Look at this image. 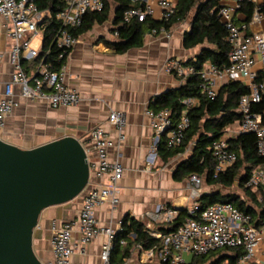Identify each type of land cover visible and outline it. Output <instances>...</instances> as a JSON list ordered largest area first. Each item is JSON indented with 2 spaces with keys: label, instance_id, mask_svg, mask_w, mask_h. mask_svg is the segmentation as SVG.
Returning <instances> with one entry per match:
<instances>
[{
  "label": "built area",
  "instance_id": "1",
  "mask_svg": "<svg viewBox=\"0 0 264 264\" xmlns=\"http://www.w3.org/2000/svg\"><path fill=\"white\" fill-rule=\"evenodd\" d=\"M137 5L123 13V23L142 22L153 16L150 1L156 2L162 11L160 21H169L175 14L176 0H130ZM244 0H233L232 6H222L219 12L220 20L225 26L226 42L229 46V65L222 69L206 62L198 72L192 67H184L178 60L167 62L166 70L175 72L182 80L188 76L197 75L200 79V94L213 100L217 95L218 83L227 79L231 82L243 83L248 88V94L239 100L238 110L241 118L225 128L222 135L213 141L209 150L216 164L214 175L225 173L230 169L236 156L229 151L228 141L240 134H253L256 138L257 154L264 159V124L259 114L251 112V106L264 99V68L263 79L257 81L252 71L254 53L262 56L264 64V31L249 33V27L264 25V12L261 11L258 0H249L254 5V12L249 23L238 25L235 13ZM103 9L102 0H64L61 11L55 15L59 24L54 44L59 49L55 62L68 57L78 42L73 34L82 24L83 17L88 12H100ZM46 12H40L32 0H0V34L4 37V46L0 48V74L3 63L7 60L10 66V78L2 85L0 91V132L5 127L7 118L19 106V100L29 102L43 101L52 109L77 107L81 102L79 93L70 88L65 81L66 63L58 70L52 68L54 63L40 62L32 71L27 68L34 61L43 45L46 26ZM170 37L169 31L161 29L158 33ZM117 36V33L114 34ZM40 40L38 48L31 43ZM67 60V59H66ZM23 64H26L23 67ZM185 106L179 118L174 121L169 110L158 112L146 111L153 130V151H156L161 138L166 147L178 148L183 141L186 130L190 126L188 110L197 105V101L189 99L183 102ZM107 123L117 132V141L112 140L102 126L91 132V141L95 152V160L88 158L90 176H105L108 183L104 187L85 190L83 202L76 222H66L51 225L50 246L53 259L45 264H71L74 254H85L84 245L103 236L106 242L101 247V264H111L113 242L117 232L110 227L102 226L94 217L96 208L109 205L112 211L119 205L120 190L118 183L123 177L124 168L118 162L109 160L108 150L119 147L125 140L124 129L127 125L126 116L122 112L109 113ZM1 138V137H0ZM2 139V138H1ZM3 140V139H2ZM87 157L88 151L85 149ZM191 198L197 200L201 195L202 179L196 176L188 178ZM253 191L264 187V166L256 169L246 184ZM154 222L172 223L179 215L177 210H166L147 214ZM74 227L82 238L81 246L72 243ZM119 230L118 232H121ZM150 236L163 241L162 248H152L141 252L144 261L157 260L166 264H190L186 257L199 258L218 250H241L243 254L235 264H257L256 255L260 242L264 240V222L256 228L248 214L240 212L228 203H216L200 209L198 204L188 209V217L176 231L166 235H157L150 230ZM125 246L126 242L121 241ZM137 250L141 248L136 247ZM221 264H229L227 261Z\"/></svg>",
  "mask_w": 264,
  "mask_h": 264
},
{
  "label": "crops",
  "instance_id": "2",
  "mask_svg": "<svg viewBox=\"0 0 264 264\" xmlns=\"http://www.w3.org/2000/svg\"><path fill=\"white\" fill-rule=\"evenodd\" d=\"M149 4L153 8L150 18L160 21L161 9L156 2L150 1ZM258 4L263 5L264 0H258ZM232 5L233 0H220V6ZM235 22L245 24V15L236 12ZM113 28L111 13L107 22L95 24L89 32L77 37L78 42L67 57L65 81L81 97L77 107L52 109L43 101L19 100V106L7 118L0 134L4 136V141L20 149H32L64 136L78 137L88 151V158L95 160L92 130L102 126L116 142L118 134L107 123V118L112 111L124 113L127 120L125 140L119 147L108 150L109 160L120 163L124 168L123 177L118 183L119 205L114 211L109 205L100 206L95 209L94 217L100 225L116 232L123 228L124 218H133L144 225L149 235V230L162 235L159 228L163 223L152 221L147 214L189 209L196 201L191 198L189 177L182 182L173 181V172L178 163L171 168V160L163 163L153 151V130L145 113L155 112L151 106L155 97L182 84L183 80H179L177 75L167 72V62L192 59L198 49L183 48L182 35L188 30V24L183 22L169 30V38L164 34L150 33L145 36L140 48L119 54L106 45L107 41L115 40ZM262 31L263 24L251 26L248 30L249 33ZM252 59V71L256 76H261L264 68L262 56L254 53ZM10 72L6 60L1 67L0 91L9 80ZM229 82L227 79L221 80L217 92ZM107 183V177L91 174L86 189L104 187ZM209 188L211 186L202 179L201 194L209 192ZM82 202L83 196L41 213L33 249L42 262L53 259L50 246L52 223L76 222ZM129 239L133 240L134 234H130ZM81 241V235L74 227L72 243L81 246ZM105 242L103 236L88 242L84 245L85 254H74L70 259L71 264H101L99 256ZM261 242L256 255L257 264H264V240ZM127 261L123 264H127Z\"/></svg>",
  "mask_w": 264,
  "mask_h": 264
},
{
  "label": "trees",
  "instance_id": "3",
  "mask_svg": "<svg viewBox=\"0 0 264 264\" xmlns=\"http://www.w3.org/2000/svg\"><path fill=\"white\" fill-rule=\"evenodd\" d=\"M40 12H46L44 19L46 30L42 49L38 57L25 68L27 72L33 70L40 62L54 63V70L60 69L66 63L65 58L55 62L59 49L54 44L55 35L59 24L55 15L62 10L64 0H32ZM175 14L167 22L154 21L147 17L142 22L132 21L123 23V13L137 5L130 0H102L103 9L100 12H88L79 28L73 31L76 37L89 32L95 24H103L109 20L113 13V30L117 33L114 41L106 45L115 53H125L143 45L147 34L164 29L169 31L173 26L183 22L188 23V30L182 35V45L186 50L198 49L194 58L180 61L184 67H192L198 72L206 62H210L222 69L229 65V46L226 42L227 32L222 24L219 12L220 0H176ZM264 12V4L260 6ZM237 12L246 17L248 23L254 12V5L249 0H244ZM175 75L176 73L173 72ZM263 76H257L261 81ZM179 80H182L179 78ZM248 88L239 82H229L222 86L213 100L200 94V79L197 75L183 79L177 89L168 90L154 98L152 109L155 112L169 110L171 117L176 121L185 106L183 102L189 99L197 101V105L188 110L190 126L186 130L182 144L175 149L166 147L164 138L157 145L156 156L167 163L179 156H186L178 162L174 172L173 181L182 182L190 176L203 179L206 185L220 187L222 190H211L202 193L196 200L200 209L216 203H228L240 212L252 218V224L259 228L264 222V187L253 191L246 187L252 173L264 166V159L257 154L256 138L253 134H240L228 141L229 151L234 153L236 161L225 173L214 175L216 161L209 150L214 140L218 139L226 127L234 124L241 118L238 110L240 98L248 94ZM251 112L261 115L264 124V99L251 106ZM241 191L243 197L233 192L223 193V190ZM178 217L170 224H162L159 232L166 236L174 231L188 217V209L179 210ZM122 231L117 232L111 254V264H123L131 257L133 250L139 246L138 252L162 248L163 241L155 240L144 230V225L133 218H124ZM134 234V239L129 235ZM121 241L127 243L120 245ZM243 254L241 250H218L199 258H193L190 264H221L227 261L235 264ZM166 264V263H160Z\"/></svg>",
  "mask_w": 264,
  "mask_h": 264
},
{
  "label": "water",
  "instance_id": "4",
  "mask_svg": "<svg viewBox=\"0 0 264 264\" xmlns=\"http://www.w3.org/2000/svg\"><path fill=\"white\" fill-rule=\"evenodd\" d=\"M89 180L88 157L78 137L32 149L0 138V264H45L33 249L41 213L83 196Z\"/></svg>",
  "mask_w": 264,
  "mask_h": 264
},
{
  "label": "rangeland",
  "instance_id": "5",
  "mask_svg": "<svg viewBox=\"0 0 264 264\" xmlns=\"http://www.w3.org/2000/svg\"><path fill=\"white\" fill-rule=\"evenodd\" d=\"M186 24H188L187 22H186ZM4 42H5V40H4V37H0V48H3V46H4ZM40 45V40L39 39H36V40H34L32 43H31V46L33 47V48H38V46ZM25 65L26 64H23V67H25ZM0 137L1 138H4V136L2 135V134H0ZM184 157H186V156H179V157H177V158H175V159H173V160H171V168H174L175 166H176V164L179 162V161H181ZM208 190H222L220 187H211V188H209ZM227 192H231V193H233V192H235V193H237V194H239L241 197H243V194H242V192L241 191H238V190H234V189H232V190H230V191H225V190H223V193H227ZM262 242H260V244H261ZM260 246V245H259ZM259 249V248H258ZM191 258L192 257H186V259H187V261L189 262L190 260H191ZM130 261V262H129ZM157 260H153V261H151V260H149V261H144V260H142L141 259V253L140 252H138V250L135 248L134 250H133V252L131 253V257L128 259V261H127V264H160L159 262H156Z\"/></svg>",
  "mask_w": 264,
  "mask_h": 264
}]
</instances>
